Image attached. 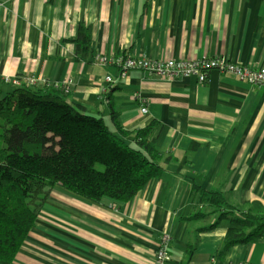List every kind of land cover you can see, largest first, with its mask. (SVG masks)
I'll list each match as a JSON object with an SVG mask.
<instances>
[{"label":"crops","instance_id":"1","mask_svg":"<svg viewBox=\"0 0 264 264\" xmlns=\"http://www.w3.org/2000/svg\"><path fill=\"white\" fill-rule=\"evenodd\" d=\"M80 24L90 49L77 58ZM100 56L264 68V0H0V78L64 88L113 133V116L126 131L157 124L162 168L125 203L54 186L11 264H150L162 234L168 264H264V236L221 253L227 221L193 218L195 189L264 209V87L215 71L205 84L140 70L120 77Z\"/></svg>","mask_w":264,"mask_h":264},{"label":"trees","instance_id":"2","mask_svg":"<svg viewBox=\"0 0 264 264\" xmlns=\"http://www.w3.org/2000/svg\"><path fill=\"white\" fill-rule=\"evenodd\" d=\"M73 43L77 58L88 53L87 26H78ZM16 79L19 86L0 78V264L14 261L54 186L90 201L125 203L162 173L157 124L126 131L113 116V133L70 105L62 88ZM193 193L194 219L216 215L228 223L221 253L264 236V209L232 206L218 191Z\"/></svg>","mask_w":264,"mask_h":264},{"label":"built area","instance_id":"3","mask_svg":"<svg viewBox=\"0 0 264 264\" xmlns=\"http://www.w3.org/2000/svg\"><path fill=\"white\" fill-rule=\"evenodd\" d=\"M95 62L100 65H107L119 68L120 77L130 70H140L150 76L172 80L175 78L194 77L199 84H205L210 72L215 71L220 74L234 76L242 82L252 86L264 87V68L253 69L243 65L230 63L223 58H201L195 60H151L148 58H131L126 56H100L95 58ZM4 83L19 86L20 81L2 78ZM106 82H111L110 77L105 78ZM28 86H34L39 82L34 78L25 79ZM66 89L63 88V91ZM141 114H147L146 107L142 104ZM171 238L167 234H162L158 241L154 257L150 264H168L170 260L169 245Z\"/></svg>","mask_w":264,"mask_h":264}]
</instances>
